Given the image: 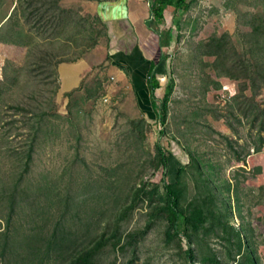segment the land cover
I'll use <instances>...</instances> for the list:
<instances>
[{"label":"rangeland","instance_id":"1","mask_svg":"<svg viewBox=\"0 0 264 264\" xmlns=\"http://www.w3.org/2000/svg\"><path fill=\"white\" fill-rule=\"evenodd\" d=\"M124 2L0 0V264H79L95 248L99 264H264V85L249 77L264 0H187L144 19L164 38L154 59L167 57L158 111L165 68L175 82L165 122L128 69L136 55L128 68L111 56L129 45L111 22ZM164 179L198 226L190 256L183 236L168 240L169 214L152 216Z\"/></svg>","mask_w":264,"mask_h":264},{"label":"trees","instance_id":"2","mask_svg":"<svg viewBox=\"0 0 264 264\" xmlns=\"http://www.w3.org/2000/svg\"><path fill=\"white\" fill-rule=\"evenodd\" d=\"M168 7H173L174 10H177V9L185 10L188 7V3H187V0H153L150 6V13H151L152 18L158 24H162L165 21V10ZM152 30L155 31L156 33H160V31L158 30H154V29ZM161 35H162V32H161ZM161 35L159 36L162 39ZM161 48H162V42L160 43V49ZM166 59L167 57L162 54L161 56L159 55V58L152 60L147 70L146 78H145L146 83H147V85L145 84V88L148 89L150 100H151V106L153 107V110L156 116H158V118H160L163 122H165V118L168 115L167 100L169 99L173 91L174 84H175L169 68L168 67L165 68V73H167L169 77L168 89L166 93L164 94V99L162 101L161 109L158 111L157 104L155 101V96H156V91L161 87V83L157 77V67L159 65H162L163 62L165 64ZM243 66L246 67V69H248V65L246 63H243ZM253 68H254L253 70L254 75H250L249 77L253 83L254 89H258L260 86L264 85V59L260 58L259 60L252 63L251 70ZM256 116L257 117L261 116L259 119V124H260L259 128L264 129V114L262 112H257ZM256 116L254 118H256ZM161 133L163 134L164 130H162ZM157 150H158V154L162 161L163 169H165V173H166V168L168 166V155H169L168 151L164 149L163 146L159 142L157 144ZM235 153L237 154L238 152L235 151ZM195 160H196V166L197 167L199 166L198 168L201 169L199 162L197 161V159ZM206 179L208 183H212L208 177ZM207 187L212 193V187L209 185H207ZM164 189H165V196L163 198L164 202L162 204L156 205L155 207L156 212L152 216L154 218H161L160 217L161 214L165 212L169 214L170 218L172 219V224L170 225V228L166 229V236L169 241H173L176 237H180V236H183V238L187 239L186 241V245L188 247L187 255L190 256L192 254V251L190 250L191 240H188L190 239V237L187 236L186 234L189 230L191 231V229H198V226L195 224H192L191 218L183 210L181 206V198H182L181 193L177 189L176 183H172L164 179ZM212 194H214V197L219 196L217 193H212ZM149 228H150V225L146 229H143L140 235H143ZM129 235L132 238H137L138 232H136V234L131 232ZM238 235L239 236L241 235L240 230H237L236 236L238 237ZM6 240L8 241L7 238H5L4 241L6 242ZM9 242L10 240L8 241V243ZM96 251H97L96 248L88 249L86 252L81 254L79 258H77V261L79 262V264H99L96 260L93 259V255L96 254ZM231 258L233 260L236 259L235 257L234 258L231 257ZM190 259L195 261L194 256H191ZM245 259L248 260L249 264H257L254 258H251V257L247 258L246 256ZM77 261L75 260L76 263Z\"/></svg>","mask_w":264,"mask_h":264},{"label":"crops","instance_id":"3","mask_svg":"<svg viewBox=\"0 0 264 264\" xmlns=\"http://www.w3.org/2000/svg\"><path fill=\"white\" fill-rule=\"evenodd\" d=\"M118 7L121 6L119 5ZM121 13L119 12L115 16H112L113 20H111V22L120 24V36H128L129 45L121 44L122 46L117 49L112 48L111 50L113 54H111V56L116 63H124V67L128 68L129 66L127 67L124 60H126L127 58L131 59V56L135 54L136 56L134 58V61L138 64L139 68L137 67L136 69H134V67L132 66L128 69L136 72L138 75H141V77H143V75L144 77H146L149 65L151 61L154 60V54L152 55L151 50H153V48L158 45V47L160 48V43H164V38L161 39L155 31L147 26V20L144 22V19H146L147 16H151L150 7L145 3L144 0H125L124 10ZM116 60L122 61L117 62ZM141 68H144V70L142 69L143 73L140 74L139 70Z\"/></svg>","mask_w":264,"mask_h":264}]
</instances>
